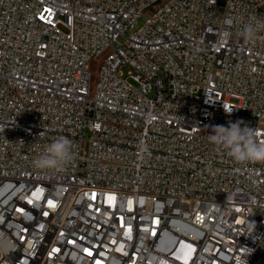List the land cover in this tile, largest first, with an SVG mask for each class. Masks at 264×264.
Returning a JSON list of instances; mask_svg holds the SVG:
<instances>
[{"label":"built area","instance_id":"1","mask_svg":"<svg viewBox=\"0 0 264 264\" xmlns=\"http://www.w3.org/2000/svg\"><path fill=\"white\" fill-rule=\"evenodd\" d=\"M253 17L264 0H0V264H264V163L208 138L264 142ZM60 136L72 162L34 168Z\"/></svg>","mask_w":264,"mask_h":264},{"label":"clouds","instance_id":"2","mask_svg":"<svg viewBox=\"0 0 264 264\" xmlns=\"http://www.w3.org/2000/svg\"><path fill=\"white\" fill-rule=\"evenodd\" d=\"M224 23L232 26L234 21L226 18ZM264 29V20L253 17L243 26L240 35L249 42H255L259 32ZM229 31H224L225 38L230 37ZM232 110L226 111L230 114ZM243 121L229 122L227 126L218 125L212 128L209 141L219 151L224 152L237 164L264 163V142L257 140L255 132ZM74 159L72 141L60 136L43 146L42 151L33 159L34 168L41 171H60Z\"/></svg>","mask_w":264,"mask_h":264},{"label":"rangeland","instance_id":"3","mask_svg":"<svg viewBox=\"0 0 264 264\" xmlns=\"http://www.w3.org/2000/svg\"><path fill=\"white\" fill-rule=\"evenodd\" d=\"M142 23V21L140 22V24ZM105 57V55L101 56L100 58L96 59L93 61L92 66H91V71H92V80H91V92L92 94L95 92L96 88H97V84H98V72L100 70L99 67V63L103 60V58ZM121 71L123 72V75L125 77L128 76V74L131 72V68L127 65L123 66L121 68ZM128 81L129 83H131L133 86L138 87L139 84L138 82L133 78V77H128Z\"/></svg>","mask_w":264,"mask_h":264},{"label":"snow or ice","instance_id":"4","mask_svg":"<svg viewBox=\"0 0 264 264\" xmlns=\"http://www.w3.org/2000/svg\"><path fill=\"white\" fill-rule=\"evenodd\" d=\"M51 203V202H50ZM45 215H47V213H45Z\"/></svg>","mask_w":264,"mask_h":264}]
</instances>
